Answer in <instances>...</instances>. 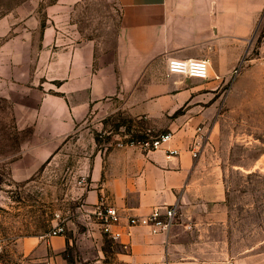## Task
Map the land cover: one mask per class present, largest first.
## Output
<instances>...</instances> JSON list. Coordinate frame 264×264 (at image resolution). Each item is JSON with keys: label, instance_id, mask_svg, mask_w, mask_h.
Returning a JSON list of instances; mask_svg holds the SVG:
<instances>
[{"label": "crops", "instance_id": "crops-1", "mask_svg": "<svg viewBox=\"0 0 264 264\" xmlns=\"http://www.w3.org/2000/svg\"><path fill=\"white\" fill-rule=\"evenodd\" d=\"M115 1L118 23L103 38L81 40L53 24L40 39L32 29L27 41L17 36L1 42L0 93L13 101L17 116L26 117L17 130L27 125L42 134L44 142L38 147L43 155L50 157L73 139L86 142L81 164L88 177L79 187L82 201L105 200L125 217L177 204L179 222L165 234L135 227L131 236L124 234L117 241L96 225L69 222L64 235L17 238L16 260L233 264L219 235L225 221L222 168L210 150L220 130L219 117L229 110L235 70L264 66V0ZM3 54H8L6 60ZM171 57L208 59L209 77L169 74ZM199 127L206 139L194 157ZM135 130L172 131L174 137L151 151L117 146L123 132ZM172 147L180 154L167 157ZM75 244L76 263L67 253Z\"/></svg>", "mask_w": 264, "mask_h": 264}, {"label": "rangeland", "instance_id": "rangeland-1", "mask_svg": "<svg viewBox=\"0 0 264 264\" xmlns=\"http://www.w3.org/2000/svg\"><path fill=\"white\" fill-rule=\"evenodd\" d=\"M118 19L115 0H0V43L17 36L27 41L32 29L40 39L53 24L81 40L100 39L115 30ZM235 75L226 103L229 110L219 117L220 130L210 150L220 161L225 187V221L219 235L233 264H264V66L257 63ZM12 104L0 93V264H36L23 257L16 260L13 243L23 236L43 235L58 223L82 221L79 181L88 149L86 142L73 139L50 157L43 155L42 134L27 125L17 130L26 117L17 116ZM132 134L144 137L147 132ZM67 253L76 263L78 246Z\"/></svg>", "mask_w": 264, "mask_h": 264}, {"label": "built area", "instance_id": "built-area-1", "mask_svg": "<svg viewBox=\"0 0 264 264\" xmlns=\"http://www.w3.org/2000/svg\"><path fill=\"white\" fill-rule=\"evenodd\" d=\"M209 67V60L206 58L171 57L168 59L167 64L169 74L177 73L202 79L209 77ZM237 71L238 69L235 70V72ZM197 130L198 132L192 145L194 157L200 155L206 139L202 128L199 127ZM173 137L174 133L172 131L161 132L157 135H150L147 132L144 137H136L132 132H123L116 144L119 147L135 146L151 151L167 145L172 141ZM179 154L180 150L178 148L167 149V157ZM87 177L88 175L84 173L79 183L82 185L87 184ZM78 209L84 223L88 226H98L105 235L115 241L120 240L124 234L131 236L135 227H146L153 234L168 233L180 219V211L177 204L158 205L148 215H129L127 217L121 213L118 207L106 203L105 200L95 204H89L81 200ZM124 218H126V222H124ZM120 227L124 228V230ZM66 231V225L58 223L42 236L51 238L56 235H64Z\"/></svg>", "mask_w": 264, "mask_h": 264}]
</instances>
